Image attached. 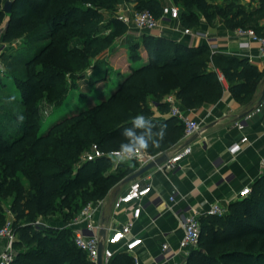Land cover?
<instances>
[{
	"label": "trees",
	"instance_id": "16d2710c",
	"mask_svg": "<svg viewBox=\"0 0 264 264\" xmlns=\"http://www.w3.org/2000/svg\"><path fill=\"white\" fill-rule=\"evenodd\" d=\"M124 1L141 4L143 10H150L157 18L159 13L162 16L157 0ZM174 2L181 9L186 28L198 27L201 15L209 20L222 15L230 26L253 29L258 34L259 18H264V2L255 12H247L236 1L226 10L207 0ZM117 3L118 0H15L11 14L0 8V31L5 43L18 38L25 43L48 41L41 45L39 53L28 50L25 55L27 78L17 82L22 96L19 103L24 108L18 116L23 122L18 123L8 113L0 116L17 129L13 132L0 123V229L7 221L1 201L13 197L14 228L20 235L14 245L13 264H93L75 245L71 228L38 229L34 223L55 214L61 215V221H72L87 204L107 199L138 171L133 162L121 163L110 171L113 159L104 158L83 163L74 172L93 144L111 152L133 146L135 138L144 137L149 144L147 152L169 154L184 136V125L175 117L166 122L154 121L152 106L156 104L161 112L169 111L163 98L170 86L175 87L186 108L198 109L220 101L225 91L219 79L222 73L230 92L250 107L258 84L264 81V70L249 59L145 36L148 65L134 68L101 102L63 113L44 128L45 106L63 107L92 61L114 40L105 36L108 29L101 27L97 9L87 5L112 8ZM53 51H59L65 63L52 61ZM138 57V51L132 50L131 58ZM20 59L14 57L16 61ZM163 75H171L175 84L163 79ZM62 81V86H55ZM138 114L145 117L141 127L133 122ZM128 131L132 137L126 135ZM20 222L21 233L17 228ZM200 226L199 247L186 264H264V176L254 183L249 196L230 205L228 213L205 214ZM127 258V254L117 255L112 264H134Z\"/></svg>",
	"mask_w": 264,
	"mask_h": 264
},
{
	"label": "crops",
	"instance_id": "0c3cea01",
	"mask_svg": "<svg viewBox=\"0 0 264 264\" xmlns=\"http://www.w3.org/2000/svg\"><path fill=\"white\" fill-rule=\"evenodd\" d=\"M163 8L170 1L157 0ZM222 10L232 2H237L247 12L257 11L264 0H207ZM126 7L120 12L125 17L131 16L135 3L124 1ZM133 13V12H132ZM160 27L154 31H141L139 37L129 39L127 34L117 41V49L108 50L99 58V63L92 65L86 71L95 76L97 85L101 90L93 96L90 105L101 102L131 74L134 68L150 63L149 54L144 45L145 36L163 38L181 44L188 48L207 47L212 54L249 59L260 70H264V57L260 45L252 42L250 48H243L241 43L247 38H239L235 28L227 23L222 15L209 20L201 15L199 26L190 28L193 34H186V27L181 22H174L158 14ZM258 34L264 37V18H259ZM3 32H0V48L6 45L3 41ZM130 44L139 47V57L132 59ZM116 61V62H115ZM113 63V64H112ZM101 69V70H100ZM101 71V72H98ZM163 79L175 84L171 75H163ZM258 90L252 106H247L230 92V84L224 83L225 91L215 104H205L198 109H188L178 99L177 90L170 86L163 98L166 103L169 97H175L187 116L199 122L201 130L191 138L182 137L169 155L189 144L193 145L192 153L186 157L179 168L173 172H163L154 168L147 172L152 181V192L145 199L143 213L133 228V234L143 239V245L134 254H127V261L136 264H186L190 251L180 250V242L184 235V218L188 215H198L200 218L208 214L215 205H219L226 213L230 205L241 200L240 194L244 188H252L254 183L264 176V107L253 117L247 120L242 128L237 122L242 120L247 110L253 109L261 100L264 92V81L258 84ZM153 120L166 122L173 118L169 112H161L156 105L152 106ZM245 115V116H244ZM244 137L248 142L242 144V150L231 153V147L241 143ZM128 184L117 193L109 196L104 203L97 207L95 220L102 225L106 236L110 235L109 228H121L133 216V206H126L115 210L113 203L118 194L127 188ZM117 193V195H116ZM174 198L172 200L171 198ZM58 226L64 224L58 222ZM83 222L75 230H84ZM168 244L170 249L166 252L163 246ZM118 247L114 248L117 250ZM125 254L123 251L117 255ZM114 257V258H115ZM113 260L104 264H112ZM125 261V262H127Z\"/></svg>",
	"mask_w": 264,
	"mask_h": 264
},
{
	"label": "built area",
	"instance_id": "2783aa9c",
	"mask_svg": "<svg viewBox=\"0 0 264 264\" xmlns=\"http://www.w3.org/2000/svg\"><path fill=\"white\" fill-rule=\"evenodd\" d=\"M162 17L174 22H181V9L174 1H170L162 8ZM125 21H131V23L141 31H154L160 27L159 19L150 10L135 11L132 14V18L125 19ZM193 32L194 31L190 28L185 29L186 34H193ZM237 35L239 38H247V41L241 43L243 48H250L252 42L259 44L261 53L264 57L263 36L258 35L253 29L245 28L238 29ZM219 79L223 84L227 82L226 77L222 73L219 74ZM165 104L168 106V112L172 117L177 118L184 125L185 137L191 138L200 132L201 126L199 122L187 116L185 110L181 107L179 101L175 97H169ZM263 107L264 95L260 102L249 111L242 120L237 122V125L243 128L247 124V120L253 117L257 112L261 111ZM246 142H248V137H244L241 140V143L234 144L231 147L230 152L233 154L240 152L242 150V144ZM192 150V144L180 148L173 154L169 155V159L165 163L156 168L163 172H173L180 167L182 161L192 153ZM118 151L119 150L106 152L102 150L99 145L93 144L90 149L82 155V160L83 163L96 162L104 158L118 160ZM161 155L162 154L154 155L146 151L137 159L128 162L135 163L138 170H140L155 161L156 158ZM262 163L264 164V158ZM117 166L118 164L116 163L115 167ZM146 174L129 183L127 188L115 198L113 203L114 209L120 210L126 206H133V216L132 219L121 228H109V231L111 232L109 236L103 237L102 231L104 228L94 218L97 207L101 206L104 203V200L87 204L73 222L68 225L64 224L60 227L61 229L69 227L73 230L81 223H86V228L84 230H73L74 242L79 249L87 254L89 260L93 264H98L100 245L102 243L104 245L103 258L106 261L114 259L116 253L120 251H123L125 254H134L137 249L143 245V239L133 234V228L135 223L140 220L143 213L144 201L151 194L153 188L152 181ZM250 194L251 188L246 187L241 192L240 197L243 199ZM171 199L174 200L173 197ZM10 213L14 218L15 216L12 211H10ZM208 214L223 215L226 214V212L219 205H215ZM14 222L15 218H9L0 229V264H13L15 260L16 252L14 245L18 238L14 228ZM34 226L41 229L49 227V224L38 220L34 223ZM183 226L184 235L179 244L180 250L192 251L197 249L200 244V217L195 214L185 216ZM116 247H118L117 250L114 249ZM169 249L170 246L168 244H165L162 248L164 252ZM136 264H138L137 261Z\"/></svg>",
	"mask_w": 264,
	"mask_h": 264
},
{
	"label": "rangeland",
	"instance_id": "374dc122",
	"mask_svg": "<svg viewBox=\"0 0 264 264\" xmlns=\"http://www.w3.org/2000/svg\"><path fill=\"white\" fill-rule=\"evenodd\" d=\"M7 1H14V0H2V3L0 4V8L3 9L4 4ZM227 1L229 2L230 0H227ZM87 6L97 9V11L100 14V17H98V20L100 22L101 27L106 26L108 29L107 31H105L106 32L105 36H109L114 39L111 44V47L108 49L109 51L117 49L118 47L117 41L120 37H122V35L127 34L129 39H132V40L139 37V33H138L139 30L136 29V27L131 23V21H125V19H128V18L131 19L132 15L125 17L120 12L121 9L123 10V8L126 7L124 0H121V1L118 0L117 5L112 8H100L93 4H88ZM140 6L141 4H138V5L135 4V7L132 12L134 13L135 11L143 10L142 7ZM132 12L131 14H133ZM115 21H117L118 24H116ZM0 32H3V30ZM47 42L48 41L25 43L23 42L22 38H18L11 43H6L5 46L0 48V116L8 113V114H11L9 116L13 117L18 123L23 122V119L18 116L19 113L22 110H24V108L19 103V101L22 100V96H21V91H20V88L17 82L19 80H25L27 78L28 71L24 63L26 60L25 55L28 50H30L29 52L31 53L32 52L39 53V48L41 47V45L46 44ZM129 48L131 51L139 50V47L136 48V46L132 44H130ZM108 50H106L99 57L93 60L92 65L98 64L99 58H101V56L105 54ZM60 56L61 55L59 54V51H55V52L53 51V54L50 56V58L52 61L60 65L61 63L62 64L65 63V61H63L60 58ZM14 57L16 58L21 57V59L20 61H16L14 60ZM68 64L69 63H67V65ZM68 66L71 67L72 65H68ZM89 69H91V67L88 68L86 71L88 72ZM98 72H101V71H98ZM69 78H70V75H68L65 78L67 82ZM64 81H62V83H59L55 86L56 87L62 86L64 84ZM77 84H78L77 88L70 92L68 100L66 101L63 107L56 109L54 107L45 106V109L43 111L44 128L48 127L51 123H53L61 114L69 113L72 110L79 109L82 106L90 105L91 100L89 99L92 98L93 96H97L98 92L101 90L100 88L101 85H97L95 76H91L90 74H88L86 79L78 80ZM34 100L35 99H31V102H33ZM0 123L4 124L11 131L17 132V129L15 127H13L12 125L4 121L2 118H0ZM116 161L118 160H113V167L110 169V171L115 170ZM120 164L121 163H119L118 166ZM81 165H83L82 157L79 162L78 168L76 166L74 172L78 171ZM22 180L25 183V186H28L26 180L25 179H22ZM1 203L7 215L6 220H8L9 218L14 219L15 217L13 218L10 213L11 205L13 203V197L5 199L1 201ZM77 216L78 215H76L75 218ZM59 218H62L61 215L55 214L53 217H49V218L42 217V218H39V220L49 224V226L60 227L58 226L59 225L58 222L68 225L71 222H73V220L75 219L74 218L72 221L64 222V221H61L62 219H59ZM22 225H23V222H20L17 224V228L19 229V232L21 231L20 228L22 227ZM19 236L20 235L18 233L17 238H19ZM21 247H18V248H21Z\"/></svg>",
	"mask_w": 264,
	"mask_h": 264
},
{
	"label": "clouds",
	"instance_id": "9594fccd",
	"mask_svg": "<svg viewBox=\"0 0 264 264\" xmlns=\"http://www.w3.org/2000/svg\"><path fill=\"white\" fill-rule=\"evenodd\" d=\"M134 124L137 127L143 126L145 122V117L142 114H138L133 119ZM127 136L132 137L133 133L128 131L126 133ZM149 148V144L145 141L144 137L135 138L133 146H125L117 152L118 162L119 163H127L128 161H132L137 159L141 154L147 151Z\"/></svg>",
	"mask_w": 264,
	"mask_h": 264
},
{
	"label": "water",
	"instance_id": "95a60500",
	"mask_svg": "<svg viewBox=\"0 0 264 264\" xmlns=\"http://www.w3.org/2000/svg\"><path fill=\"white\" fill-rule=\"evenodd\" d=\"M14 1H7L4 4L3 7V11L6 14H11L13 12V8H14ZM264 95V92H263ZM245 116V115H244ZM169 159V154L168 153H164L161 156H159L158 158H156L155 161L151 162L150 164L146 165L145 167L141 168L140 170H138L137 172H135L134 174L130 175L129 177H127L123 182H122V187L126 186L127 184L131 183L132 181L138 179L139 177L143 176L144 174H146L147 172L153 170L154 168L162 165L163 163H165L167 160ZM120 191V189L117 191V193ZM116 193V195H117ZM103 237H105V232H102ZM103 250H104V245L103 243L100 245V252H99V258H98V264H104V258H103ZM194 250L191 251V253ZM190 253V254H191Z\"/></svg>",
	"mask_w": 264,
	"mask_h": 264
}]
</instances>
